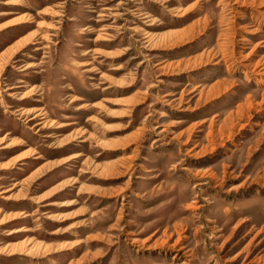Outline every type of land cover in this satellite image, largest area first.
<instances>
[{"label":"rangeland","instance_id":"rangeland-1","mask_svg":"<svg viewBox=\"0 0 264 264\" xmlns=\"http://www.w3.org/2000/svg\"><path fill=\"white\" fill-rule=\"evenodd\" d=\"M0 264H264V0H0Z\"/></svg>","mask_w":264,"mask_h":264}]
</instances>
